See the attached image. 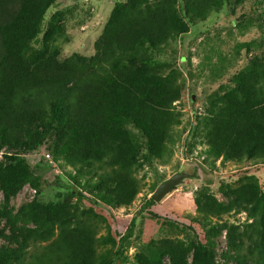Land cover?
Wrapping results in <instances>:
<instances>
[{
  "label": "rangeland",
  "instance_id": "374dc122",
  "mask_svg": "<svg viewBox=\"0 0 264 264\" xmlns=\"http://www.w3.org/2000/svg\"><path fill=\"white\" fill-rule=\"evenodd\" d=\"M129 2L54 0L29 55L58 47L60 59L78 55L91 60L113 12ZM176 7L187 33L174 36L161 54L144 53L151 66L138 72L175 82L180 96L172 107L180 124L154 152L130 122L121 123L123 137L137 141L135 176L140 193L134 203L125 208L99 200L98 187H87L95 180L81 179L63 159L55 131L39 128L0 136V169L22 160L44 183L40 195L26 184L9 199L0 185V248L17 246L12 244L14 237L42 246L31 237L34 232L52 227L57 233L49 224L51 218L59 215L74 223L79 214L95 217L99 237L108 240L103 251L113 264H197V258L207 264H238L233 237L243 241L242 255L256 247L264 253V164L217 158L206 142L212 114L223 108L224 101L240 95V82L264 73V0H227L209 12L198 11L185 0H178ZM180 173L196 176L162 202L150 203L157 189ZM235 190L254 195L253 204L229 197ZM225 209L229 211L217 214ZM135 217L134 236L123 244ZM208 239L215 246L202 258L200 248ZM255 255L252 264H264V255Z\"/></svg>",
  "mask_w": 264,
  "mask_h": 264
},
{
  "label": "trees",
  "instance_id": "16d2710c",
  "mask_svg": "<svg viewBox=\"0 0 264 264\" xmlns=\"http://www.w3.org/2000/svg\"><path fill=\"white\" fill-rule=\"evenodd\" d=\"M53 1L0 0V136L39 128L55 131L63 159L81 179L95 180L87 187H98L99 200L128 208L140 193L135 176L137 141L123 137L121 123L130 122L154 152L163 148L180 124L172 107L180 96L175 82L138 72L151 66L148 53L161 54L174 36L187 33L179 22L178 0H130L118 6L91 60L78 55L60 59L58 47L29 55ZM185 1L209 12L227 0ZM240 85V95L224 101L223 108L208 119L206 142L217 158L264 164V73H253ZM26 184L42 194L43 180L26 162L16 159L0 169L6 199ZM229 197L250 205L255 200L244 190L231 191ZM74 217V223L59 215L51 218L49 224L57 233L52 227L34 232L31 237L42 241V246L14 237L11 241L17 246L0 248V264H113L111 255L103 251L108 240L99 237L95 217ZM137 220L133 219L123 244L134 236ZM206 244L200 248L202 258L215 246L210 239ZM231 247L238 264H252L255 252L264 255L258 247L242 255L244 243L234 237ZM196 263L207 264L198 258Z\"/></svg>",
  "mask_w": 264,
  "mask_h": 264
},
{
  "label": "water",
  "instance_id": "95a60500",
  "mask_svg": "<svg viewBox=\"0 0 264 264\" xmlns=\"http://www.w3.org/2000/svg\"><path fill=\"white\" fill-rule=\"evenodd\" d=\"M196 175H189L186 173H180L174 175L166 183L162 184L155 194L152 196V201L155 203L162 202L167 196L173 193L178 186L181 185L185 180L195 177Z\"/></svg>",
  "mask_w": 264,
  "mask_h": 264
},
{
  "label": "built area",
  "instance_id": "2783aa9c",
  "mask_svg": "<svg viewBox=\"0 0 264 264\" xmlns=\"http://www.w3.org/2000/svg\"><path fill=\"white\" fill-rule=\"evenodd\" d=\"M50 156H48V158H49Z\"/></svg>",
  "mask_w": 264,
  "mask_h": 264
}]
</instances>
